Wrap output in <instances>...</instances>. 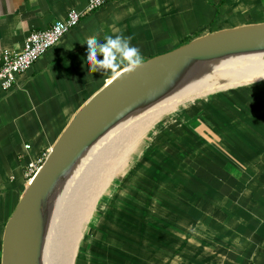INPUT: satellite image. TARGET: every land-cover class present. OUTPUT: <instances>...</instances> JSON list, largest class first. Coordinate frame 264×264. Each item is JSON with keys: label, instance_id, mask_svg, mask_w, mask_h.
<instances>
[{"label": "crops", "instance_id": "1", "mask_svg": "<svg viewBox=\"0 0 264 264\" xmlns=\"http://www.w3.org/2000/svg\"><path fill=\"white\" fill-rule=\"evenodd\" d=\"M86 3L0 0V62L4 48L19 49L29 31L49 27L70 8L84 10ZM261 21L264 0H104L85 11L16 74L10 88L0 87V239L27 185L25 163L47 153L74 112L113 76L90 72L89 36H130L145 59L187 38ZM253 88L259 96L248 94L245 103L262 117L259 124L248 117L244 121L257 133L249 129L242 136H221V143L203 144L193 160L181 158L185 172L172 167L178 172L165 187V195H171L164 198L166 215L162 220L148 216L157 223L149 235L151 248L144 246L141 257L152 260L149 264H264V85Z\"/></svg>", "mask_w": 264, "mask_h": 264}, {"label": "rangeland", "instance_id": "2", "mask_svg": "<svg viewBox=\"0 0 264 264\" xmlns=\"http://www.w3.org/2000/svg\"><path fill=\"white\" fill-rule=\"evenodd\" d=\"M257 84L264 85V77L186 100L142 125L116 159L109 161V171H105L107 183L98 188L93 197L74 264H127L130 261L149 264L152 260L141 257L146 255L144 246L151 248L149 235L157 223L151 222L148 216L162 220L166 215L164 210L169 201L164 198L171 195H165V187L168 180L174 179V171L178 172L172 167L182 168L186 162L181 158L186 156L193 160L203 144L221 143V136H232L235 132L234 136H242L243 131L249 129L257 133L244 121L248 117L251 124H259L262 117V111L253 109V112L246 105L248 94L259 96L253 88ZM198 142L202 144L199 146ZM170 168L173 171L170 172ZM182 169L185 172L186 168ZM101 174L93 168L82 169L70 188L62 193L52 217L49 235L52 242L56 243L63 226L69 223L66 222L69 221L67 210L83 202L93 178L97 175L98 180Z\"/></svg>", "mask_w": 264, "mask_h": 264}, {"label": "water", "instance_id": "3", "mask_svg": "<svg viewBox=\"0 0 264 264\" xmlns=\"http://www.w3.org/2000/svg\"><path fill=\"white\" fill-rule=\"evenodd\" d=\"M264 52V21L210 31L123 68L93 93L57 136L5 222L1 264H43L56 197L89 147L130 114L180 90L212 70L217 60Z\"/></svg>", "mask_w": 264, "mask_h": 264}, {"label": "bare ground", "instance_id": "4", "mask_svg": "<svg viewBox=\"0 0 264 264\" xmlns=\"http://www.w3.org/2000/svg\"><path fill=\"white\" fill-rule=\"evenodd\" d=\"M263 77L264 52H250L224 57L217 60L212 70L200 79L185 85L180 90L153 103L144 110L130 114L106 131L81 157L56 197L43 249V264H74L76 248L83 225L88 216V211H90L93 197L97 189L99 188L100 190V188H103L107 183L105 175L109 171L110 165L108 164L116 159L118 152L123 150L142 125L154 121L161 115L170 111L169 109L175 108L177 104L186 100ZM88 168H93V170L102 174L98 176V180L97 175L93 178V182L83 202L81 201L79 205H73L67 210L66 215L69 217V221L66 222L69 223L63 226L64 228L61 231L60 238H57L56 243H54L50 240L51 237L49 238V235L51 224L53 223L52 217L62 198V193L70 188V184L75 181L76 175L82 171V169ZM26 182L28 183L29 179H27ZM74 208L76 210L73 211Z\"/></svg>", "mask_w": 264, "mask_h": 264}, {"label": "built area", "instance_id": "5", "mask_svg": "<svg viewBox=\"0 0 264 264\" xmlns=\"http://www.w3.org/2000/svg\"><path fill=\"white\" fill-rule=\"evenodd\" d=\"M103 1L87 0L84 10L70 8L62 19L55 20L49 27L29 31L19 49L4 48L1 52L0 87L10 88L16 74L28 69L39 56L78 23L85 11L98 8ZM24 146L29 148L30 144L27 143ZM46 154L44 153L25 163L23 170L25 180H30L34 176Z\"/></svg>", "mask_w": 264, "mask_h": 264}, {"label": "clouds", "instance_id": "6", "mask_svg": "<svg viewBox=\"0 0 264 264\" xmlns=\"http://www.w3.org/2000/svg\"><path fill=\"white\" fill-rule=\"evenodd\" d=\"M132 37L117 35H106L101 40L98 35H91L86 39L87 44V64L90 72L103 70L111 72L113 75H120V68L123 67L127 73L134 72L144 65L141 50L134 46ZM98 55L103 56V60L97 59ZM67 66V61L65 62ZM87 79V77H85Z\"/></svg>", "mask_w": 264, "mask_h": 264}, {"label": "trees", "instance_id": "7", "mask_svg": "<svg viewBox=\"0 0 264 264\" xmlns=\"http://www.w3.org/2000/svg\"><path fill=\"white\" fill-rule=\"evenodd\" d=\"M190 39H192V38H187L184 42H186V41H188V40H190ZM184 42H183V43H184ZM166 171H167V169H166ZM131 230H132V229H131Z\"/></svg>", "mask_w": 264, "mask_h": 264}]
</instances>
